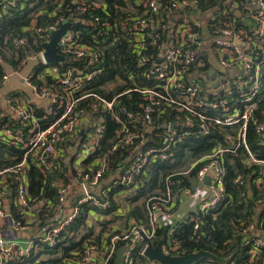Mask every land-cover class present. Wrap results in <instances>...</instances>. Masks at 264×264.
<instances>
[{"label": "built area", "instance_id": "2783aa9c", "mask_svg": "<svg viewBox=\"0 0 264 264\" xmlns=\"http://www.w3.org/2000/svg\"><path fill=\"white\" fill-rule=\"evenodd\" d=\"M18 2L0 0V14L7 8L15 7ZM139 2L144 7L145 16L134 20L131 45L137 69L150 84L132 90L138 92L144 101L141 128H138L134 113L121 106V97L129 91L110 99L93 93L75 97L97 73H88L87 68H70L61 74L56 70L50 71L51 77L61 87L62 95L55 90L32 85L29 74L25 76L24 83L32 89L36 99L48 100L45 109H39L43 112V121L53 117L43 129L38 128V120L32 112L28 114L26 107L34 105V100L25 103L7 98L5 103L14 119L32 121L34 130L30 131L31 136L27 139L22 130L2 125L4 113L0 106V139L22 146L24 150L19 164L0 170V264H38L24 261L39 245L53 248L60 241V233L79 215L83 206H89L93 211L86 220L89 225L90 218L101 215L97 212L111 209L113 199L126 198L122 193L111 196L112 189L136 184L138 177L153 160L171 158L177 144L187 137L201 141L210 135L208 142L204 140L210 148L197 156L187 152L183 160L189 161L184 167L172 170L165 176L163 192L142 201L145 221H132L124 229L110 225L101 232L98 242L93 239L101 233L95 230L92 239L84 240L79 250L61 258L59 264H114L116 251L124 246L129 249L124 255L123 264L134 263V250L145 259L144 264H159L149 260L144 253L154 247L152 244L156 233L161 228L167 229L164 241L161 240L163 253L181 256L176 253L173 236L184 223L192 222L194 231L197 230L199 216L214 210L222 199L225 191V156L241 153L244 167L257 174L255 185L259 187L262 183L264 158L251 151L247 133L262 84L264 0H226L228 10L218 8L214 13L201 12L197 0ZM195 5L198 6L196 10L192 8ZM76 10L84 12L86 7L78 6ZM67 21L73 25L72 20L60 18L48 31L44 42L48 40L51 30ZM23 42L19 40L14 43ZM164 44L166 48H162ZM58 53L67 61L81 60L88 68L94 67L100 57L98 50L80 45L70 29L60 40ZM36 59L44 66L48 65L43 51L37 58L31 57L29 60ZM9 78L8 73L3 75L0 86ZM89 97L94 100L89 105L93 112L109 113L118 125L116 141L108 153L119 149L130 151L128 165L112 181L109 178L104 182V159L82 166L90 154L99 148L105 129L104 119L100 115L89 121L83 109L75 110L80 100ZM153 116L157 119L154 120ZM156 124H160L159 127ZM255 132L264 140V116L257 123ZM67 138L84 140L71 151L75 156L74 177L70 183L58 187L55 203L38 202L30 206L28 165L31 163L48 172L50 160L61 155L60 144ZM152 140H157L159 144L153 145ZM255 167L257 171L253 169ZM196 169L188 187L182 186L181 180H174L178 176L190 178ZM9 179L17 182L15 202L22 208L25 221L13 218L5 207L8 203L5 196L9 190ZM234 182L241 185L242 176H237ZM107 183L103 188V184ZM183 206H187L185 212L180 210ZM43 207L46 208L44 220H39L38 212ZM50 212L52 215H49ZM119 212L120 207L116 214ZM250 230L256 234L251 251L255 254L258 249L264 248V240L260 239L264 232H256L251 225L245 232ZM22 234L27 237L26 246L21 245Z\"/></svg>", "mask_w": 264, "mask_h": 264}, {"label": "trees", "instance_id": "16d2710c", "mask_svg": "<svg viewBox=\"0 0 264 264\" xmlns=\"http://www.w3.org/2000/svg\"><path fill=\"white\" fill-rule=\"evenodd\" d=\"M167 1V0H166ZM226 0H197L199 9L203 13L215 12L216 9L228 10L225 5ZM84 6L86 10L80 12L76 7ZM144 7L139 0H19L13 8H7L0 14V80L8 72H20L32 62L29 69V78L32 85L38 88H49L59 94H63L61 87L51 77L50 71L56 70L61 74L70 68H87L88 73L96 71L91 82L75 97L93 93L108 99L114 95L129 91L121 97V106L134 113L135 120L138 121V128H141V114L144 101L142 96L133 89L149 86L136 66V58L132 52V29L134 20L144 17ZM72 20L73 25L70 32L75 36L80 45L90 46L99 51L100 57L94 67L85 65L81 60L70 59L65 63L48 64L44 66L39 59L29 60L42 52L41 44L45 41L46 34L60 19ZM24 40L22 44H15V41ZM262 84L260 95L256 98V109L248 122L247 140L252 152L264 158V140L255 132L257 123L264 116V64L262 66ZM35 96L34 92L32 91ZM10 98L19 101H32L30 98H23L17 93L9 95ZM93 98L80 100L75 110L83 109L89 121L94 120L99 115L104 119V132L100 146L82 164H94L96 160L104 159L106 164V174L104 182L109 178L111 181L117 178L124 167L128 165L130 151L119 149L116 152L108 153L111 146L116 141L115 130L117 123L107 112H93L90 103ZM27 112L34 115L38 120V128L43 129L53 120L47 117L43 121V112L37 110L35 105H27ZM154 120L155 118L153 116ZM161 120V119H160ZM2 125L17 130H22L25 139L31 136L30 131L34 130L31 119L24 122L4 117ZM160 124H156L159 127ZM209 135L204 140H210ZM204 140L195 141L193 137H187L178 143L174 154L168 160H153L138 177L136 184L130 186H119L112 189L110 195L128 192L125 199H113L110 210L97 212L103 216H110L109 220L98 221L102 227L101 232L106 231L112 224L119 225V229H124L132 221H145L146 214L143 200L161 194L164 190V178L172 170L181 169L189 160H183L187 152L194 156L209 149L208 143ZM83 138L78 140L67 138L63 144L61 155L55 160H50L49 171L29 164L27 167L28 187L27 192L31 199L30 206L38 202L55 203L58 187L71 182L75 175L74 159L72 154ZM153 145H158L157 140H152ZM24 150L22 146L11 144L0 139V170L8 169L19 164L23 158ZM171 159V160H170ZM225 177L224 194L214 210L199 216V227L194 231L192 222L179 226L174 234V244L177 245V252L186 255L207 251L219 259L226 260V264H264V248L252 251V241L256 234L245 230L251 225L258 233L264 232V177L262 183L257 187L254 183L257 174L244 167L242 154L228 155L224 158ZM97 167L96 165L94 166ZM198 169V168H197ZM197 169L190 174V178L176 177L174 180H181L182 186L188 187ZM257 171V168H253ZM242 176V184H235L234 179ZM109 183L103 184V188ZM17 182L9 179V190L6 194L8 200L7 209L9 214L19 220L25 221L26 216L21 213L22 208L15 202L17 194ZM84 208L79 215L63 230L60 241L50 248L48 245H39L32 251L28 259L24 262L38 264H59L61 258L73 253L81 248L84 240L92 239L95 236V224L86 220L93 211L89 206ZM121 208V214L116 211ZM46 208L39 209L38 219L44 220ZM52 215V212L49 213ZM37 219V220H38ZM121 221V222H120ZM167 229L161 228L156 233V238L152 245L165 239ZM101 235L95 237L93 241H99ZM133 264H144L145 259L138 255L137 250L133 251ZM196 264H222L211 260L199 259ZM5 264H16L7 262Z\"/></svg>", "mask_w": 264, "mask_h": 264}, {"label": "water", "instance_id": "95a60500", "mask_svg": "<svg viewBox=\"0 0 264 264\" xmlns=\"http://www.w3.org/2000/svg\"><path fill=\"white\" fill-rule=\"evenodd\" d=\"M193 9H198V6H192ZM72 22L67 21L62 23L57 29L51 30L48 34V40L41 44L43 50V57L47 64H59L64 63L68 59L61 56L58 53L59 42L63 36L67 34ZM166 44L162 48H166ZM260 239L264 240V236L260 235ZM129 247L124 246L116 251L114 264H123L124 255L128 251ZM145 256L149 260H154L159 264H192L199 259L211 260L214 262L226 264V260H222L214 256L213 254L200 250L195 253L181 255V256H169L162 251V241H158L153 248H149L145 251Z\"/></svg>", "mask_w": 264, "mask_h": 264}, {"label": "crops", "instance_id": "0c3cea01", "mask_svg": "<svg viewBox=\"0 0 264 264\" xmlns=\"http://www.w3.org/2000/svg\"><path fill=\"white\" fill-rule=\"evenodd\" d=\"M193 15H195V12ZM24 78H25V75L18 76L16 82L15 81L11 82L10 80H8L6 83H4L3 85L0 86V106L2 108V113H4V117H11L12 119H14V117L11 114L8 106L5 103L6 99L9 98V95L12 93H17V94L21 95L23 97L21 99L30 98L31 100H34L33 102H34V105L37 107V110H39V109L44 110L45 107L47 106V104H48L47 99H36V97L34 95H32L31 92L28 93V92L23 90L25 86L27 88L29 87L24 83ZM22 102H24V101H22ZM5 207H7V205ZM186 208H187V206H183L182 208H180V210L185 212ZM25 241L27 242V237L22 234L21 235V245L26 246Z\"/></svg>", "mask_w": 264, "mask_h": 264}, {"label": "rangeland", "instance_id": "374dc122", "mask_svg": "<svg viewBox=\"0 0 264 264\" xmlns=\"http://www.w3.org/2000/svg\"><path fill=\"white\" fill-rule=\"evenodd\" d=\"M31 66H32V62L31 63H28L27 64V66L25 67V68H23L17 75L14 73V72H8V76L10 77L9 78V80L11 81V82H13V81H15L16 82V80H17V77L18 76H22V75H25L26 76V74H28L29 72V69L31 68ZM28 72V73H27ZM24 91H26V92H31V94L33 95V93H32V89L30 88V87H24V89H23ZM122 194H124V195H128V192H124V193H122ZM118 215H120L121 214V212H119V213H117ZM100 218H102V219H105V221H106V219H109V218H111L110 216H97V215H95V217L94 218H90V221L91 222H93L94 224H95V230L96 231H101L102 230V227L99 225V223H98V221H100L99 219ZM102 221V220H101ZM121 222V221H120ZM112 225H114V226H119V225H117V223L116 224H112ZM109 227V226H108ZM107 227V228H108Z\"/></svg>", "mask_w": 264, "mask_h": 264}]
</instances>
